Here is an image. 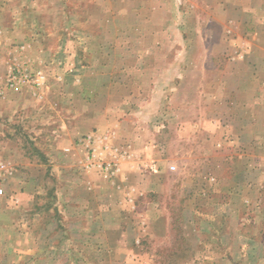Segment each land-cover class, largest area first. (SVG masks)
<instances>
[{"label": "rangeland", "instance_id": "obj_1", "mask_svg": "<svg viewBox=\"0 0 264 264\" xmlns=\"http://www.w3.org/2000/svg\"><path fill=\"white\" fill-rule=\"evenodd\" d=\"M227 3L0 0V143L40 171L0 264H264L252 229L264 218L246 229L218 197L238 191L247 162L225 131L238 129V114L227 119L238 92L223 71L236 42L258 37L229 27ZM16 68L42 83L6 89ZM93 133L119 159L133 154L113 180L121 190L85 167L78 140ZM74 142L84 157L67 153Z\"/></svg>", "mask_w": 264, "mask_h": 264}, {"label": "crops", "instance_id": "obj_2", "mask_svg": "<svg viewBox=\"0 0 264 264\" xmlns=\"http://www.w3.org/2000/svg\"><path fill=\"white\" fill-rule=\"evenodd\" d=\"M226 6V21L230 28L242 25L243 28L254 29L258 37L257 41L252 43L248 36L246 42L242 39L240 40L241 44L236 42L234 51L237 55L231 58V61L234 62H230L229 67L223 71L227 86L231 87V91L234 89L235 92H238V97H233L231 103H227L231 111V116L227 119H229L230 126L234 125L236 121L232 119L234 115L238 114L236 118H238L239 126L236 131H233L234 127L228 130L226 125L225 131L231 135L229 140L239 142L247 162L243 168L246 179L241 183L238 191H230L229 194L218 197L219 199L223 198L220 202L228 219L229 217L231 219L235 214H231V211L237 212L239 208V220H243V225L246 223V229H251L252 225L258 227V221L261 222L264 218V0H229ZM262 15L263 17H261ZM0 33H2L1 29ZM230 53L234 52L230 49ZM233 66L239 68H233ZM14 94L20 100H25L24 96ZM73 144L75 146L70 148L71 150L68 149L67 153H74L75 158L79 155L80 158L84 157V148L76 147L75 142ZM0 149V161L7 162V164L4 163L6 169H0V188H3L4 192L2 196L0 195L1 241L5 230L11 225L9 222L13 221L11 218L13 209L24 212L30 201L34 203L37 193L35 189H39L40 185L38 177L40 171L38 167L23 164V161L27 159L25 153L15 148L12 143L2 142ZM9 157L14 158V162H11ZM116 177L113 180H116ZM113 180L110 184L117 188L115 190H121L119 184ZM132 189L136 190L135 187ZM30 190L33 194L31 197L27 192ZM123 191L126 190L123 189ZM98 220L99 218L96 222ZM261 225L263 224L261 223ZM252 229L256 231V235L264 236L263 228L261 232L255 227ZM2 241L4 244L5 240ZM137 241L139 242L138 239ZM259 245L263 247L261 243ZM11 251L17 250L6 248V252L11 253ZM20 252L19 250L18 253ZM2 253H5V250L0 248V254ZM21 257L16 260L18 264L23 261Z\"/></svg>", "mask_w": 264, "mask_h": 264}, {"label": "built area", "instance_id": "obj_3", "mask_svg": "<svg viewBox=\"0 0 264 264\" xmlns=\"http://www.w3.org/2000/svg\"><path fill=\"white\" fill-rule=\"evenodd\" d=\"M42 78L43 75L40 71L29 73L26 69H12L7 74L5 88L18 93L22 91V87L28 84L35 85V87L39 86L42 83ZM3 93V90H1L0 97ZM78 141L87 149L85 167L99 171L106 179L113 180L120 172L121 159L131 158L132 156L126 154L119 159L117 151L111 148L109 144L108 134H88ZM0 169H6L4 163L1 161ZM2 194L3 190L0 188V195Z\"/></svg>", "mask_w": 264, "mask_h": 264}]
</instances>
